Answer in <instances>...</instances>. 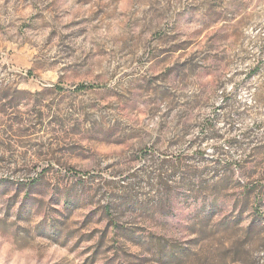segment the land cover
Listing matches in <instances>:
<instances>
[{
  "label": "rangeland",
  "instance_id": "1",
  "mask_svg": "<svg viewBox=\"0 0 264 264\" xmlns=\"http://www.w3.org/2000/svg\"><path fill=\"white\" fill-rule=\"evenodd\" d=\"M0 264H264V0H0Z\"/></svg>",
  "mask_w": 264,
  "mask_h": 264
},
{
  "label": "trees",
  "instance_id": "2",
  "mask_svg": "<svg viewBox=\"0 0 264 264\" xmlns=\"http://www.w3.org/2000/svg\"><path fill=\"white\" fill-rule=\"evenodd\" d=\"M121 200H123V203H126V204H128L130 206L127 197H121ZM116 228L119 229L120 228L119 225H117Z\"/></svg>",
  "mask_w": 264,
  "mask_h": 264
}]
</instances>
